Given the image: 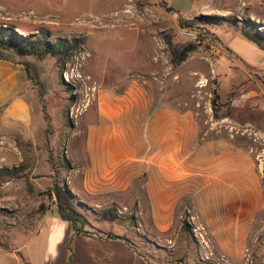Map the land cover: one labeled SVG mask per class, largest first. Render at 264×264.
<instances>
[{
	"label": "crops",
	"instance_id": "1",
	"mask_svg": "<svg viewBox=\"0 0 264 264\" xmlns=\"http://www.w3.org/2000/svg\"><path fill=\"white\" fill-rule=\"evenodd\" d=\"M229 48L245 65L264 70L262 48L240 37ZM27 86L22 64L0 58V117L8 125L31 126ZM129 86L97 90L93 112L83 113V139L63 151L61 187L71 194L84 232L75 234L52 205L36 214L31 228L22 222L8 233L1 258L11 264H188L204 253L212 264H264L257 157L229 131L221 136L222 123L202 126L197 108L154 105L151 91ZM109 210L112 222L102 219ZM184 232L188 258L172 262Z\"/></svg>",
	"mask_w": 264,
	"mask_h": 264
},
{
	"label": "rangeland",
	"instance_id": "2",
	"mask_svg": "<svg viewBox=\"0 0 264 264\" xmlns=\"http://www.w3.org/2000/svg\"><path fill=\"white\" fill-rule=\"evenodd\" d=\"M1 27L21 37L77 44L62 67L48 54L0 53L29 68L25 93L33 105L30 127L0 117V249L18 224L31 228L41 209L56 208L52 191L63 182V151L83 139V113L93 112L94 93L103 86L122 91L139 85L152 92L154 105L197 108L204 127L222 123L221 136L229 131L234 143L257 157L264 184V70L245 65L229 48L240 37L264 50L258 33L264 30V0H0ZM182 28L209 37L172 65L164 37L184 42ZM44 157L49 165L40 167ZM187 235L180 234L172 262L188 258ZM210 259L202 253L188 264H212ZM0 264L11 263L0 256Z\"/></svg>",
	"mask_w": 264,
	"mask_h": 264
},
{
	"label": "trees",
	"instance_id": "3",
	"mask_svg": "<svg viewBox=\"0 0 264 264\" xmlns=\"http://www.w3.org/2000/svg\"><path fill=\"white\" fill-rule=\"evenodd\" d=\"M253 24L255 25V23ZM258 33L264 36V30H258ZM208 37V33L205 31H199V40H208ZM164 42L169 49L170 63L172 65H179L184 62L187 56L198 47L194 41L190 40L173 43L170 36H165ZM76 44V40H73L70 45L65 41L51 43L45 39H37L32 36L21 37L8 27L0 28V53L8 51L14 54L16 58L29 56L40 57L44 54H48L54 59L57 65L62 67L69 61L72 55V48L75 47ZM23 67L26 77L28 78L29 68L27 66ZM214 96H216L215 93ZM212 105H214V102ZM52 194L56 200L55 212L58 217L70 223L75 234L84 232L82 231L84 220L79 211L72 206L71 194L67 190L56 185L53 187ZM102 219L112 222L115 220V215L112 210L105 211L102 213Z\"/></svg>",
	"mask_w": 264,
	"mask_h": 264
},
{
	"label": "built area",
	"instance_id": "4",
	"mask_svg": "<svg viewBox=\"0 0 264 264\" xmlns=\"http://www.w3.org/2000/svg\"><path fill=\"white\" fill-rule=\"evenodd\" d=\"M198 33H199L198 30L192 29V28H182V29H180L181 37L184 40L194 41L198 46H201L205 42V40H202V41L199 40Z\"/></svg>",
	"mask_w": 264,
	"mask_h": 264
}]
</instances>
